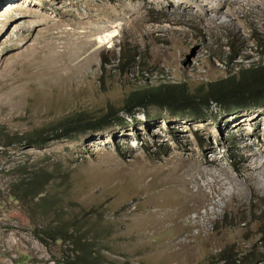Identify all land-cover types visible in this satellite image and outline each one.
Here are the masks:
<instances>
[{"label":"rangeland","instance_id":"obj_1","mask_svg":"<svg viewBox=\"0 0 264 264\" xmlns=\"http://www.w3.org/2000/svg\"><path fill=\"white\" fill-rule=\"evenodd\" d=\"M194 1L0 0V264H73L70 243L43 232L58 219L94 239L103 264L264 257V105L226 114L208 100L172 114L127 103L159 85L199 98L264 57L263 0L223 14ZM229 43L241 54L227 65ZM119 49L139 75L118 71ZM76 116L111 124L27 144ZM37 171L49 184L20 200Z\"/></svg>","mask_w":264,"mask_h":264},{"label":"trees","instance_id":"obj_2","mask_svg":"<svg viewBox=\"0 0 264 264\" xmlns=\"http://www.w3.org/2000/svg\"><path fill=\"white\" fill-rule=\"evenodd\" d=\"M253 40L258 42L257 39L253 38ZM224 47L227 48L228 56L223 59L221 57L219 58L224 64L230 65L241 53L234 52L233 46L230 43ZM258 47L260 48L261 46L258 45ZM261 55L263 56L262 53ZM262 56L257 60V63L251 64L250 66L240 65L237 72L231 73L230 71L225 78L210 82L205 86L207 88V91L204 92L205 94L199 98L192 96L183 86L159 85L147 87L146 89L135 92L128 99L127 103L128 105L141 103L147 98L148 102L168 107L172 114L186 109L196 113L195 107L207 103L208 100L219 103L226 111V114L239 110L261 108L264 105V57ZM135 57V54H127L124 50L119 49L118 71L124 73V71L126 72L137 67L136 74L139 75V65ZM193 117L199 118L198 116ZM110 124L111 121L108 116L96 120H84L82 117L76 116V118L67 119L58 127L53 128L50 135H45L42 131L40 133L35 131V135L27 137L26 142L31 146L38 143H47L51 139L70 138L72 134L78 132L103 130ZM7 138L8 136L4 135L2 137L0 134V141ZM5 143L8 142L2 144ZM50 180L51 177L46 172H35L23 186L20 200L30 197V201H32L44 191V187L49 184ZM39 201L43 202L46 199L40 198ZM45 213L44 211L43 214ZM89 213L87 212L86 216ZM73 224L71 221L58 219V221L43 228V232L51 241L70 243L73 251V264H103L104 256L96 249L95 240L83 235L76 236L75 231L72 230ZM236 256L232 252L224 254L222 256V264H258L264 262L263 256V258L251 254H245L241 258H237Z\"/></svg>","mask_w":264,"mask_h":264},{"label":"bare ground","instance_id":"obj_3","mask_svg":"<svg viewBox=\"0 0 264 264\" xmlns=\"http://www.w3.org/2000/svg\"><path fill=\"white\" fill-rule=\"evenodd\" d=\"M217 1V6L215 8V10L217 11L218 14H223L224 8H228V9H232L235 5H244V4H248L249 5V1L247 0H216ZM251 1V0H250ZM194 3L197 5V7L203 11H205L208 6L204 4L203 0H198V1H194ZM206 3V2H205ZM262 4H264V0L262 2ZM263 6V5H262ZM257 7V6H256ZM235 10L234 12H236L237 9H233ZM241 10V9H240ZM234 14V13H233ZM218 17V15H217ZM217 18L211 19V21L213 22V20L216 21ZM214 21V22H215ZM264 148V145L262 146L261 149ZM257 174L261 175L264 177V168L260 167L257 170ZM214 180V179H213ZM220 180V179H219ZM218 181V180H217ZM216 178H215V182L211 183L213 185L217 184ZM223 185V184H222ZM212 186V185H210ZM213 187V186H212ZM216 188V187H215ZM216 190V189H215ZM191 199L194 200V197H192Z\"/></svg>","mask_w":264,"mask_h":264}]
</instances>
